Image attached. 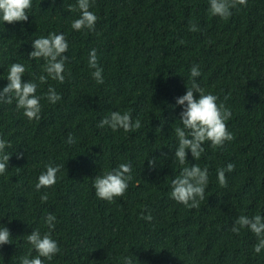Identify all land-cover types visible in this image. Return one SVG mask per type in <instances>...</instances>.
Here are the masks:
<instances>
[{"label": "trees", "instance_id": "obj_1", "mask_svg": "<svg viewBox=\"0 0 264 264\" xmlns=\"http://www.w3.org/2000/svg\"><path fill=\"white\" fill-rule=\"evenodd\" d=\"M70 4L77 0H32L27 21L0 20V89L11 64H23L22 80L37 83L42 105L40 119L29 120L15 101L0 103V138L11 144L0 175V228L10 230L12 242L0 246V264L37 255L27 241L33 230L50 232L60 247L44 264H123L124 257L133 264H264V250L254 252L256 235L231 230L241 215L264 216V0H247L228 19L211 15L209 0H92L95 31L72 29L80 12ZM52 32L68 41L65 81L40 84L45 61L29 53L34 39ZM92 49L103 84L88 66ZM193 65L205 93L231 110L226 124L234 139L219 148L205 142L198 160L188 149L180 165L176 98L190 86ZM49 86L62 97L55 104L46 99ZM113 111L129 112L141 128L98 127ZM121 163L132 169L126 193L111 202L98 198L95 177ZM228 163L235 168L222 187L217 170ZM192 164L208 169L198 209L170 196L172 179ZM48 165H60L57 182L37 191ZM48 214L56 217L51 230Z\"/></svg>", "mask_w": 264, "mask_h": 264}, {"label": "clouds", "instance_id": "obj_2", "mask_svg": "<svg viewBox=\"0 0 264 264\" xmlns=\"http://www.w3.org/2000/svg\"><path fill=\"white\" fill-rule=\"evenodd\" d=\"M92 0H77V5H69L70 11H79V18L72 21L71 27L76 31H95L98 21L97 15L90 11ZM246 6L247 0H209V12L212 16L228 19L232 15V9L238 6ZM32 7V0H0V20L9 24L25 22L28 20L29 10ZM190 31H197L195 24H190ZM33 51L29 53V59L45 61L43 72L38 77L40 84L47 83L48 79L63 83L65 81V62L68 57L64 55L68 51V41L63 33H49L46 37L41 36L33 40ZM88 66L94 71L91 73L97 84H103V69L98 66L96 49L89 53ZM26 68L23 64L12 63L8 69V83L0 89V103L12 104L15 101L16 109L23 110V115L29 120L40 119L42 105L41 97L36 95L37 83L33 81L24 82L22 76ZM201 75L198 65H193L190 70L191 84L187 86L184 95L176 98V105L182 107L179 120L182 126L174 129L178 146L174 152V158L180 165L187 163V151L190 149L191 155L198 160L205 152L203 147L205 142H209L211 147H222L226 141L234 139L233 134L228 130L226 122L231 118V110L223 103H217L218 97L205 90L197 83L196 77ZM194 93H199L197 98ZM49 103L55 104L61 100V95L54 87L49 86L45 94ZM98 127L108 126L112 131L123 129L125 132H132L141 128V122H135L129 112L123 114L113 111L109 116H105L97 125ZM70 143L74 142L71 134L68 137ZM6 147L11 144L0 138V175L6 173L10 154L5 152ZM22 154L17 153V158ZM151 168L156 166L155 159L148 161ZM234 164L228 163L226 168L217 170L219 185L227 187L226 172L234 171ZM60 165L46 166V171L38 177L35 185L37 191L41 188L52 187L57 182V173ZM131 164L121 163L117 168L97 175L93 181L95 195L109 202L117 197H122L126 193L129 182L133 179L131 175ZM209 183L208 169L201 168L197 164L190 167H183L180 174L171 181L170 196L178 203H182L188 208L198 209L200 202L205 200V189ZM48 194L41 196V202H47ZM142 218L151 221V214L143 215ZM56 217L48 214L45 224L51 230L55 227ZM247 228L258 238L254 245V252L259 254L264 250V216L257 214L252 217L247 215L239 216L232 226L234 233H239L240 229ZM11 233L7 227L0 228V246L12 243ZM27 241L32 245L37 255L29 258L25 255L21 257L20 264H44V260H52L60 252V247L54 240L50 232L41 235L39 230H33L28 236ZM123 264H133L130 257L123 258Z\"/></svg>", "mask_w": 264, "mask_h": 264}]
</instances>
